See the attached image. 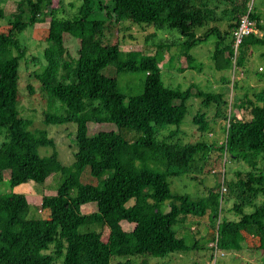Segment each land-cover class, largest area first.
<instances>
[{
  "label": "trees",
  "instance_id": "trees-1",
  "mask_svg": "<svg viewBox=\"0 0 264 264\" xmlns=\"http://www.w3.org/2000/svg\"><path fill=\"white\" fill-rule=\"evenodd\" d=\"M97 1L80 0L75 15L64 17V0H19L20 11L9 14L6 26L0 27V126L8 133L0 146V182L7 171L12 187L30 181L43 184L55 173L64 177L55 195L42 197L45 218L28 217L29 203L23 193L0 195V264H112L115 258L126 259L117 264H129L132 256L165 258L199 251L178 236L176 225L188 215L203 216L207 210L213 219L218 218L207 233L214 241L209 246L211 257L215 247L234 252L244 242L249 249L264 251V171L256 169L257 161L264 160V89L241 97L249 118L228 116L225 93L202 92L197 84L184 89L164 84L158 63L165 53L163 46L169 48L170 43H158L154 54L122 52L120 39L102 43L107 23L117 32L153 24L174 32L181 40L184 62H194L189 50L205 39L208 30H215L211 27L198 34L213 21L214 65L217 70L232 68L238 76L244 74L253 47H264V23L254 6L249 16L262 34L246 35L235 53L233 31L247 12L248 0L231 1L222 12L220 0H213L215 4L212 0H111L112 10L104 19L93 18ZM6 2L0 0V19L6 16L2 7ZM24 2L28 4L25 16ZM223 18L225 26L219 32L217 22ZM37 22H48L42 29L47 47L45 69L38 76L41 91L50 103L59 101L61 108V113L46 114L45 122L77 126L75 162L68 166L60 163L55 151L39 156L40 146L53 143L44 130L30 131L29 121L17 110L19 65L26 49L16 35ZM64 35L79 39L76 57L67 50ZM134 38L128 34L123 43ZM260 54L264 56V50ZM108 68L143 73L140 91L126 99L117 79L103 72ZM233 80L237 88L238 81ZM193 96L204 97L207 105L214 102V115L226 120L221 144L179 137ZM192 122L199 125L201 135L210 129L205 113L194 115ZM215 144L230 159L251 166L244 177L237 172L238 180L227 181L228 190L222 180L223 193H235L230 210L237 218L220 219L221 191L210 189L206 197L193 198L170 189V179L193 178L199 162L216 163L209 160ZM86 167L96 184L80 181ZM91 202L97 209L83 213L82 205ZM165 204L167 211L162 208ZM125 222L130 229L124 228ZM98 226L108 230L105 238Z\"/></svg>",
  "mask_w": 264,
  "mask_h": 264
},
{
  "label": "rangeland",
  "instance_id": "rangeland-1",
  "mask_svg": "<svg viewBox=\"0 0 264 264\" xmlns=\"http://www.w3.org/2000/svg\"><path fill=\"white\" fill-rule=\"evenodd\" d=\"M19 0H7L2 4L6 16L0 19V27L4 28L8 22V15L17 13L20 8L17 7ZM231 1L238 3L243 0H220L221 12L229 8L232 4ZM216 2V0H215ZM212 0V4H215ZM65 12L61 14L64 17H72L77 12L81 2L80 0H64ZM254 6L255 11L259 14L261 22L264 23V0H248V5ZM27 3L21 5L23 16L27 13ZM113 7L111 0L97 1L96 12L93 18L104 19L106 13L110 12ZM222 16V13H221ZM224 18L217 22V29L220 32L225 26ZM44 27H48V22H37L34 26L29 27L25 31L17 33L16 37L23 49H26L25 54L20 59L19 65V78L17 82L18 101L17 110L20 117L28 120L29 130L36 132L44 130L47 137L52 141V145L48 144L38 148L39 156H48L53 151L56 152L58 160L63 165H72L75 162V152L77 150L76 123L67 122L62 124L46 123L45 115L48 113H61L59 101L50 103L41 91V83L38 76L44 71L46 59L44 57V49L47 47V42L43 40ZM214 28V31L208 30V35L204 40L189 50L195 61H185L181 56V40L177 35L169 30H162L156 28L153 24H140L133 25L128 31L117 32L115 28L107 23V28L104 31L102 38L103 44L115 43L120 39V49L123 51L138 50L143 54H154L158 43L166 45L170 43V47L164 49L163 59L159 61L158 65L161 71V77L164 84L168 87H180L182 89L194 84L198 86L202 92L225 93L228 99V116L236 115L240 118H249V108L241 104V97L244 93L252 95L253 92L264 89V56L260 54L264 50L263 46L253 47V54L245 61L244 74L241 75L233 72V69L217 70L212 54L217 41L216 22L210 21L207 23L204 30L198 32L201 34L206 29ZM215 32V33H214ZM128 34L133 35L135 38L131 42L128 40L123 43L124 37ZM257 34L261 35L262 30H257ZM145 37L147 40L145 41ZM149 37V38H148ZM230 39V38H229ZM65 45L70 52L71 57L77 56L79 49V39L64 35ZM262 67V70L260 69ZM109 76L115 77L118 86L125 95L126 99L130 96L137 94L141 89V77L143 73L134 72H121L117 73L114 68L103 70ZM235 73V75H234ZM236 79L237 88L234 86ZM196 87V86H195ZM195 87L193 91H195ZM204 97L193 96L189 103V108L184 121L181 125L179 137L183 141H207L210 143L221 144L224 140L225 131L223 125L226 122L224 118L214 115L215 103L209 105L203 103ZM197 113H205L209 122L207 135H201L198 130L199 125L192 122L193 116ZM8 138V133L5 127L0 126V146ZM209 160H216V163L207 161L205 163L199 162L194 166L193 178L190 175H185L177 179H170V189L172 193H188L191 197L204 198L207 196L210 189L214 192H220L223 187H227V181L238 180L237 172L245 176V173L251 169L249 163L242 160L230 159L229 154L222 151L215 146L209 153ZM225 169H224V165ZM201 166V167H200ZM201 169V170H200ZM256 169L264 171V160L257 161ZM64 177L60 173H55L49 177L43 184H35L30 181L12 187L9 181L8 171L5 177L0 182V195L7 192L23 193L29 203L28 217L41 219L45 218L46 212L40 209L42 197L53 196L56 194L59 186L63 182ZM222 180L225 185L222 187ZM80 181L85 183L96 184L97 180L94 179L86 167L80 175ZM225 187V188H226ZM220 219L224 216L228 218H237L235 213L230 210L235 202L234 191L222 193ZM132 201V200H131ZM129 201V203L131 202ZM163 210H169L168 206L163 205ZM40 209V210H39ZM97 206L95 203H87L82 205L81 210L83 213H90L95 211ZM250 210L249 208L246 209ZM218 218H212L209 210L203 216H186L180 223L176 225L178 236H182L189 246L195 245L200 248L197 250H189L184 253H174L165 258H152L147 256H132L130 257L129 264H264V251L252 250L246 246V242L242 244V249L232 252H225L220 250L217 252L216 258L211 257L209 246L214 244V241L207 237L210 227H216ZM125 229H130L131 225L123 223ZM96 229L105 238L108 230L101 226ZM223 252V254H221ZM125 258H115L112 264L118 262H125ZM61 263V262H60ZM59 261L56 264H60Z\"/></svg>",
  "mask_w": 264,
  "mask_h": 264
},
{
  "label": "built area",
  "instance_id": "built-area-1",
  "mask_svg": "<svg viewBox=\"0 0 264 264\" xmlns=\"http://www.w3.org/2000/svg\"><path fill=\"white\" fill-rule=\"evenodd\" d=\"M252 5V4H251ZM251 10V6H248L247 12L245 14H243L240 18V21L237 25V27L235 28V30L233 31V47H234V51L235 53L238 50L239 44L242 42L243 38L250 34V33H255L257 34V27L255 26V22L254 20H252L249 16V12ZM261 69V67H260ZM223 142V141H221ZM224 186L223 182H222V187ZM225 190V187H223L221 191V194L223 193V191ZM219 251V249H217L215 247V251H214V258H216V254ZM221 254H223V252H221Z\"/></svg>",
  "mask_w": 264,
  "mask_h": 264
}]
</instances>
